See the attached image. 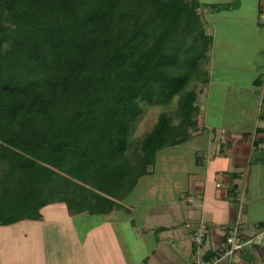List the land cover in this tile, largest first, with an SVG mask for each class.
Masks as SVG:
<instances>
[{
	"label": "trees",
	"instance_id": "trees-1",
	"mask_svg": "<svg viewBox=\"0 0 264 264\" xmlns=\"http://www.w3.org/2000/svg\"><path fill=\"white\" fill-rule=\"evenodd\" d=\"M220 7L0 0V225L40 220L52 203L125 208L163 149L198 127L212 46L202 9ZM147 104L168 109L135 134Z\"/></svg>",
	"mask_w": 264,
	"mask_h": 264
},
{
	"label": "crops",
	"instance_id": "crops-1",
	"mask_svg": "<svg viewBox=\"0 0 264 264\" xmlns=\"http://www.w3.org/2000/svg\"><path fill=\"white\" fill-rule=\"evenodd\" d=\"M199 1L223 7L202 9L212 46L198 127L187 141L193 167L183 158L171 176L152 167L144 179L159 184L99 220H74L86 212L70 214L61 202L45 206L40 220L0 225V264H196L206 252L219 264H264V0ZM156 192L154 201L145 197ZM233 222L256 242L226 253Z\"/></svg>",
	"mask_w": 264,
	"mask_h": 264
},
{
	"label": "rangeland",
	"instance_id": "rangeland-1",
	"mask_svg": "<svg viewBox=\"0 0 264 264\" xmlns=\"http://www.w3.org/2000/svg\"><path fill=\"white\" fill-rule=\"evenodd\" d=\"M201 99H200V104H203V95H200ZM144 112L138 117L135 125L133 126V130L135 134H141L142 132H144L145 130H148L149 128H151L152 124L155 122L156 117L158 115V113L160 111H163L165 109H168L164 106L161 105H156V104H147L144 105ZM190 145L191 143H182V144H178L177 146L174 147H170V148H166L163 149V151L158 155L157 157V162L155 164V170L157 173H159L160 171H165L169 176H171V173L167 172V171H171L172 169H174V167L177 166V164H181L179 162L180 159H184V165L187 168L193 167V161H191L189 158L191 157V150H190ZM164 154V155H163ZM181 164V165H183ZM174 175V174H173ZM174 179V178H173ZM177 179V177H176ZM175 179V180H176ZM161 178L157 177V178H151V179H147L145 180L144 177L141 179V181L138 183L139 189L138 191H136L137 189H135L134 187V191L130 193L131 197H135L137 195H144L145 192H142V188H144L143 186H147L146 189H148L150 186L159 184ZM178 180L181 181L180 177L178 178ZM149 184V185H148ZM170 185H172L170 183ZM158 186V185H157ZM159 187V186H158ZM141 188V189H140ZM157 188H155L154 190H156ZM159 195L158 192L154 193V194H146L145 197H148V200H153V198H157ZM63 212L64 210H62V206H60V208L55 211L51 216H54V214H57L59 212ZM86 218V220H99V215L98 214H89V213H83L81 215L75 216L74 220H82V217ZM49 219H52V217H50ZM24 224L29 225L31 223L29 222H24ZM17 230H19L18 226H17ZM5 232V231H4ZM1 238V237H0Z\"/></svg>",
	"mask_w": 264,
	"mask_h": 264
},
{
	"label": "built area",
	"instance_id": "built-area-1",
	"mask_svg": "<svg viewBox=\"0 0 264 264\" xmlns=\"http://www.w3.org/2000/svg\"><path fill=\"white\" fill-rule=\"evenodd\" d=\"M206 234V225L201 223L194 235V243L198 247L201 245L203 238ZM225 243L228 246L226 253L231 252H242L246 249H249L253 246V239L245 238L240 231V223L233 222L230 224L225 233ZM220 257H213L210 260L198 259L196 264H219Z\"/></svg>",
	"mask_w": 264,
	"mask_h": 264
}]
</instances>
